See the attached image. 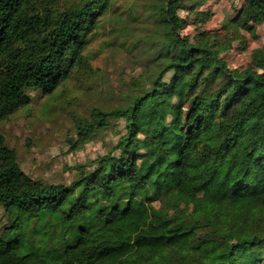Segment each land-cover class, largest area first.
<instances>
[{
    "label": "trees",
    "instance_id": "16d2710c",
    "mask_svg": "<svg viewBox=\"0 0 264 264\" xmlns=\"http://www.w3.org/2000/svg\"><path fill=\"white\" fill-rule=\"evenodd\" d=\"M196 2L142 4L153 27L139 40L124 28L140 19L129 1L0 0V122L30 90L91 82L105 28L147 56L120 105L74 116L73 151L117 122L123 133L68 168V184L24 172L0 132V264H264V45L251 53L259 73L220 56L239 28L264 24V0H243L224 35L199 44L179 14Z\"/></svg>",
    "mask_w": 264,
    "mask_h": 264
},
{
    "label": "rangeland",
    "instance_id": "374dc122",
    "mask_svg": "<svg viewBox=\"0 0 264 264\" xmlns=\"http://www.w3.org/2000/svg\"><path fill=\"white\" fill-rule=\"evenodd\" d=\"M128 1L135 4L133 11L140 19L125 24V31L132 30L136 38L144 40L153 25L151 20L141 16L142 4L152 0H119ZM242 6L243 0H199L193 7L179 11L185 20L181 34L194 44H199V35L203 31L217 32L222 36L228 25L237 19ZM205 12L210 14L207 19L203 17ZM104 30L89 47V53L94 55L92 70L95 76L91 82L83 86L72 82L50 95L30 90V103L0 122V132L16 151L21 168L32 178L68 184L73 178L68 168L110 152L119 134L123 133V123L117 122L112 129L77 151L67 143L72 134L74 116H86L94 106L111 109L120 105L129 90L130 80L139 78L144 71L140 65L147 57L142 51L143 46L137 45L133 49L128 41L120 46L124 41L122 32H117L120 35L117 36L111 33V27ZM237 35L238 38L221 53V58L236 72L259 73L261 66L251 58V53L264 45V24L254 25L250 30L239 28ZM101 46H104L102 50ZM4 221L0 209V226Z\"/></svg>",
    "mask_w": 264,
    "mask_h": 264
}]
</instances>
